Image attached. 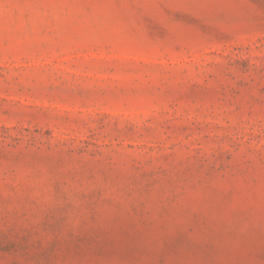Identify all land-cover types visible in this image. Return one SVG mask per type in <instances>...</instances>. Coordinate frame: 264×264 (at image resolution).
<instances>
[{"label":"rangeland","instance_id":"obj_1","mask_svg":"<svg viewBox=\"0 0 264 264\" xmlns=\"http://www.w3.org/2000/svg\"><path fill=\"white\" fill-rule=\"evenodd\" d=\"M0 264H264V0H0Z\"/></svg>","mask_w":264,"mask_h":264}]
</instances>
